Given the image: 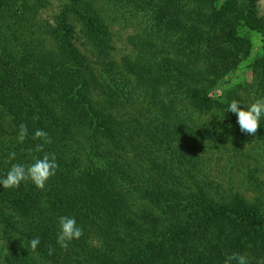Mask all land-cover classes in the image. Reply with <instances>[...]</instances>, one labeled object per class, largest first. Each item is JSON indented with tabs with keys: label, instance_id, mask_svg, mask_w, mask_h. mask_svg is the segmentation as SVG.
Listing matches in <instances>:
<instances>
[{
	"label": "trees",
	"instance_id": "16d2710c",
	"mask_svg": "<svg viewBox=\"0 0 264 264\" xmlns=\"http://www.w3.org/2000/svg\"><path fill=\"white\" fill-rule=\"evenodd\" d=\"M257 1L65 0L51 21L38 17L40 0H0V177L14 163L32 162L27 150L43 143L33 139L38 129L52 141L44 152L59 164L43 190L31 181L0 185V264H224L234 252L250 264L264 259L260 198L234 187L219 194L203 179L184 188L169 177L170 170L191 172L183 143L170 141L184 123H193L186 126L190 145L196 118L209 112L224 115L215 135L239 136L227 104L264 97ZM109 11L145 26L137 51L121 63ZM77 23L95 58L80 47ZM247 31L261 35L262 47L248 66L259 86H247L244 96L227 76L250 54ZM141 101L151 129L139 143L144 128L131 110ZM155 154L164 160H151L155 172H144V156ZM60 216L83 228L67 248L57 243Z\"/></svg>",
	"mask_w": 264,
	"mask_h": 264
},
{
	"label": "rangeland",
	"instance_id": "374dc122",
	"mask_svg": "<svg viewBox=\"0 0 264 264\" xmlns=\"http://www.w3.org/2000/svg\"><path fill=\"white\" fill-rule=\"evenodd\" d=\"M40 1H42L43 6L39 11L40 13H38V17L53 21L61 4L65 0ZM256 11L260 17L264 18V0L257 1ZM119 13L120 14L109 11L111 17L115 19V22L113 21L114 19L111 20L113 22L112 32L114 45L116 47L114 53L117 61L121 63L124 56L125 59L127 57L130 58V55L137 51V47L135 48V45L139 42L137 38L139 35L143 36L145 26L138 23V20H129L126 22V17L124 18L122 16L124 13ZM81 30L82 25L77 23V31L80 40L78 43L85 52L93 56L95 50ZM247 35H249L251 43L250 54L246 57H242V60L237 63V69L227 76L232 83H238L244 96H247V86L253 90H256L257 85L259 86L256 77L253 76L248 66L258 56L262 47V37L259 33L247 31ZM95 57L94 55L93 58ZM145 101L147 102V100ZM146 102L141 101V107L138 111L136 106H134L135 109L131 110L134 112L136 110L135 113L138 114V118L141 120L144 128L140 132L142 135L136 136L135 142L137 141L139 143L145 142L143 140L145 137L144 134L151 129L149 118L147 117L149 107ZM263 118L264 116L261 118L259 130L254 135H249L245 132H238L239 136L234 134L215 135L213 130L217 127H221V124L217 123V121L221 122V120L216 114L214 115V112L205 113L204 116H198L195 120L197 126L194 125V128L197 130V132H195L197 143L194 142L195 144L192 145L188 143L191 131H189L186 126L192 128L191 125H193V123H184L180 130L172 134V140L170 141L175 142L177 148L178 143H183L184 151L188 152V155H186L187 159H184L183 162L189 166L188 168L191 172L185 175L170 170L172 173L169 176L170 179L181 181L184 188H195L197 183L200 184V179H203L210 183L212 182L214 187H216L215 190L219 194H224L230 188L234 187L241 189V191L250 198H260L264 203ZM193 145L194 150L191 149ZM180 156L186 158L182 154H180ZM151 157L148 159L146 155L144 156V159H146L143 163L144 172H147V169L155 172L156 168L151 160L156 164L164 160L156 154ZM198 166H200V168H198ZM91 244L93 248L98 247L97 245H99V243L96 236L91 240Z\"/></svg>",
	"mask_w": 264,
	"mask_h": 264
},
{
	"label": "clouds",
	"instance_id": "9594fccd",
	"mask_svg": "<svg viewBox=\"0 0 264 264\" xmlns=\"http://www.w3.org/2000/svg\"><path fill=\"white\" fill-rule=\"evenodd\" d=\"M238 100H232L227 104L226 111L237 115L240 130L249 135H254L260 128V121L264 116V97L256 99L250 105L241 107ZM224 119V115L221 117ZM38 119V117H34ZM28 135L27 125L21 123L19 125V142L23 143ZM33 139L43 140L35 146V149H28V156L31 163H14L7 171L6 176L0 177V185L4 188H19L21 182L31 181L37 188L43 190L47 182L56 174L59 164L54 152H44V145L50 144L52 141L46 131L36 130ZM43 152V156L35 155L34 153ZM17 153L15 151L9 154L10 159H15ZM59 231L57 234V243L62 248H67L68 244L83 236V228L78 225L73 216H60L58 219ZM30 251H35L40 244L39 237L33 238L29 242ZM54 249L49 248L51 255ZM224 264H250L246 253H232L226 256ZM258 264H264V259H261Z\"/></svg>",
	"mask_w": 264,
	"mask_h": 264
}]
</instances>
